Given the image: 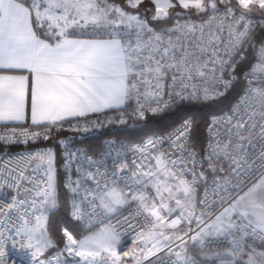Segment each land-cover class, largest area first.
<instances>
[{
    "label": "snow or ice",
    "instance_id": "obj_1",
    "mask_svg": "<svg viewBox=\"0 0 264 264\" xmlns=\"http://www.w3.org/2000/svg\"><path fill=\"white\" fill-rule=\"evenodd\" d=\"M0 128V264H264V0H0Z\"/></svg>",
    "mask_w": 264,
    "mask_h": 264
},
{
    "label": "built area",
    "instance_id": "obj_2",
    "mask_svg": "<svg viewBox=\"0 0 264 264\" xmlns=\"http://www.w3.org/2000/svg\"><path fill=\"white\" fill-rule=\"evenodd\" d=\"M152 117V116H149ZM142 123V122H139ZM135 124V122L133 121H129L128 125H112L111 128L112 129H116V128H121V129H133V125ZM137 125V124H135ZM175 126V124H173L170 128H168L167 130L163 131V132H159V133H154L156 135H163L166 134L167 132L172 131L173 127ZM0 131H3L2 128H0ZM109 128H103L100 129L98 131H93V132H89V133H81V132H74V131H63L59 134L54 133L53 134V138L51 141L48 142H41V144L47 143L49 146L55 144L56 145V150H57V168L60 170V176L63 179V158H62V150L60 149L59 145H58V141L63 139V140H67V141H71L73 144H76L78 146H86V143H96V139L95 137L97 136H101L102 132H108ZM152 135V134H150ZM149 136V135H148ZM147 137V136H146ZM105 137L101 136V139H104ZM144 139V138H143ZM0 147L3 148L2 151H0V154H2L6 148L5 145L0 144ZM13 147H17L16 149H12L13 152H24V151H34L36 149V145L30 146L27 149L25 148L24 145H16Z\"/></svg>",
    "mask_w": 264,
    "mask_h": 264
},
{
    "label": "trees",
    "instance_id": "obj_3",
    "mask_svg": "<svg viewBox=\"0 0 264 264\" xmlns=\"http://www.w3.org/2000/svg\"><path fill=\"white\" fill-rule=\"evenodd\" d=\"M189 115H195L198 121L201 117V114L198 112H190ZM174 119L175 118L172 117L171 113H164L161 114L160 116L149 117L146 125L144 124V122L135 125L134 131L137 140H141L150 134L159 133L167 130L174 124L173 123ZM16 148L17 147H13L12 149H16ZM2 150L3 148L0 147V151ZM60 179L62 180L61 176Z\"/></svg>",
    "mask_w": 264,
    "mask_h": 264
}]
</instances>
